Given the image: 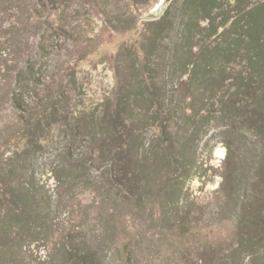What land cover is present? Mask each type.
<instances>
[{
  "label": "rangeland",
  "instance_id": "374dc122",
  "mask_svg": "<svg viewBox=\"0 0 264 264\" xmlns=\"http://www.w3.org/2000/svg\"><path fill=\"white\" fill-rule=\"evenodd\" d=\"M160 1L0 0V264H264L251 62Z\"/></svg>",
  "mask_w": 264,
  "mask_h": 264
},
{
  "label": "trees",
  "instance_id": "16d2710c",
  "mask_svg": "<svg viewBox=\"0 0 264 264\" xmlns=\"http://www.w3.org/2000/svg\"><path fill=\"white\" fill-rule=\"evenodd\" d=\"M189 2L190 24L200 26L202 21L205 23L201 27L202 33H199L201 36H196L199 45L204 39L213 43L221 40L214 48L215 54L210 53L211 59L246 58L251 62L250 70L253 69V72L248 83L247 80L243 81L249 92L262 94L264 97V2L258 0H189ZM152 24L161 27L162 20ZM243 81L240 79L239 88L244 85ZM18 108L22 109L20 105Z\"/></svg>",
  "mask_w": 264,
  "mask_h": 264
},
{
  "label": "water",
  "instance_id": "95a60500",
  "mask_svg": "<svg viewBox=\"0 0 264 264\" xmlns=\"http://www.w3.org/2000/svg\"><path fill=\"white\" fill-rule=\"evenodd\" d=\"M172 2H173V0H161L160 3L155 8V10L150 12V14L143 19H146L148 21H157L158 19H160L164 15L167 8L169 7V5Z\"/></svg>",
  "mask_w": 264,
  "mask_h": 264
}]
</instances>
